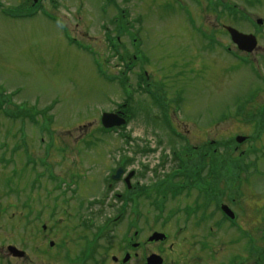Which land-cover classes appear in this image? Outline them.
<instances>
[{"label":"rangeland","instance_id":"1","mask_svg":"<svg viewBox=\"0 0 264 264\" xmlns=\"http://www.w3.org/2000/svg\"><path fill=\"white\" fill-rule=\"evenodd\" d=\"M0 1V100L5 99L4 106L6 114L8 113L6 115L0 110V168L5 165V170L0 169V187L13 186L11 191L6 188V196L13 200V203L19 197L24 199L23 197L32 192L38 193L36 187L32 191L29 188L31 179L32 182L35 181L36 166L38 173L44 174L41 182H52L49 178L51 172L60 176L69 166H82L85 171L90 170V177H86L85 185L92 186L93 182L94 188L101 190L104 181L101 173L106 175L110 168L111 171L117 166L121 157L118 151L128 152L133 151V148L137 151V146L141 149L153 148L155 151L148 156L137 154L134 157L136 167L145 166L148 169L144 182H153L154 176L157 177V173L161 171H167V176L176 166L174 160L170 162L169 159L168 164L159 171L152 170L161 167L164 156L168 159L166 147L170 144V139L164 138L161 146H158L156 139L157 135L162 137L161 131H164L163 136L168 135L160 125L163 117L156 121L157 123L153 121L154 108L151 107V99L138 89L137 83L135 84L137 77L134 78L143 68L151 70L160 67V60L165 55L168 60L163 63V67L167 72L160 75V72L151 71L150 75L155 99L164 102L167 98L171 103L169 126L177 131L175 125H180L181 133L190 131L189 133L198 135V139L203 135L207 142L231 141L236 136L250 137L253 134V128L238 120L235 102L237 99L246 98L252 87L253 90L258 86L264 88V62L258 61L260 64L256 65L251 62L246 67L242 62L244 59L241 60L240 57L226 53L222 58L219 52L209 53L206 54L207 58H215L203 60L204 62L199 64L198 73L192 79L175 77L171 74L169 64L180 54V46L176 45V40L187 19L184 12L172 4L149 0L141 2L142 8L138 5L132 7L133 4L130 7L123 0H118L120 8L121 4L123 8H130L126 14H120L118 10L110 8L109 0H55L56 7L53 4H45L35 13L27 12L17 18L16 8L30 4V0ZM233 1L239 5L241 3L239 0ZM261 1L264 5V0ZM104 2L109 9L103 10ZM251 10L252 13H257L255 8H250V14ZM210 18V21H214L215 15ZM135 25L142 28L138 45L130 38L132 29L129 27ZM108 26L111 31V35H108L110 40L104 32ZM120 27L126 30L120 31L119 34L116 31ZM195 38L196 47H200V35ZM119 42L121 43L117 45ZM114 46L118 48L119 53H116ZM124 50H127V58L137 57L138 67L127 74H124V65L128 63L122 59ZM256 69L260 70L258 72H261L263 81L258 79ZM124 76L129 78V83L134 84V101L125 99L127 79ZM171 83V89L164 92V85L170 88ZM176 90L183 94L179 107L174 104ZM263 98L264 93L260 94L255 102L261 105L264 103ZM120 104L128 105L133 112L136 111L137 116L134 115L126 128H118L110 135H104L100 126L102 114L114 112L119 109ZM23 106L24 113L27 112L31 116L27 117L25 122L12 121L8 116H13L11 112L15 108ZM36 117L39 118L40 125L35 123ZM225 117L229 119L223 120ZM31 118L36 119L33 121ZM121 134L132 136V146L127 147V141ZM198 139H193L195 141L190 143L183 141L180 147H196L206 143ZM255 145L259 153H253L255 150L250 151V146L245 144L241 145L237 154L243 152L246 155V165L256 163L258 172L243 181L242 197V191L239 194V190L229 194L230 198L243 199L249 204L241 205L237 211L251 215L246 219L249 226L247 235L254 239L264 230V209L253 206L264 203V139L257 141ZM225 148L222 146L220 152L225 153ZM77 149H83V164ZM46 150L50 151V157L44 158ZM26 154L34 158L29 160ZM45 159V163L52 168L49 172H44L46 169L41 162L36 165L37 160ZM28 160L31 163L27 167ZM226 174L231 172L227 170ZM21 187L25 190H19ZM23 191L26 193H21ZM47 191L43 189L39 192L45 197ZM93 193V189H89L87 195ZM202 193L204 198L215 200L214 194L206 190ZM196 196L193 192L191 199ZM183 197L187 199L185 195ZM173 206L175 205L170 202L167 210ZM212 210H215V207H212ZM258 218L263 219L259 224L255 221ZM206 225L196 229H205ZM222 234L219 233V237L211 239L215 247H220ZM226 237L227 241L234 240L231 234ZM244 241L246 243V240ZM241 245H236L235 249ZM233 247L234 244L230 247L224 246L229 251H234ZM242 249L243 247H240L236 251Z\"/></svg>","mask_w":264,"mask_h":264},{"label":"flooded vegetation","instance_id":"2","mask_svg":"<svg viewBox=\"0 0 264 264\" xmlns=\"http://www.w3.org/2000/svg\"><path fill=\"white\" fill-rule=\"evenodd\" d=\"M109 1L113 7H118V0ZM143 1L149 0H128L127 4L134 6L135 2L141 4ZM161 1L172 4L186 16L187 21L176 40L180 54L174 62L176 69L180 63L181 72L194 73L200 57L195 36L200 35L201 47L205 49L216 31L219 35L225 32L230 22L231 2ZM258 4L264 8L261 0H244L245 7H256ZM260 14L254 15L252 22H246L239 28L241 33L254 36L258 42L251 55L241 53L247 57L264 56V14ZM212 15L221 27L215 26V20L210 21ZM221 19H226L227 23L224 24ZM143 73L148 79L149 71ZM132 172L123 168L118 182L105 183L113 190L109 200L120 201L110 209L102 207L104 190L86 201L88 190L92 188L82 181L85 176L80 166L56 176L63 183H48L52 189L47 198L19 199L18 203L8 207L6 190L0 188V264H247L252 260L256 264L257 256H247L245 248L229 252L215 247L211 241L226 226L246 236L249 227L247 215L235 213V220H231L222 214L215 224V215L210 208H206V213L159 212L161 209L152 206L145 197L143 178L133 174L128 179ZM208 201L193 200V209H197L196 206L205 207L210 204ZM10 209H15V212L9 213ZM154 209L156 212H153ZM112 220L119 221V224L113 229H105ZM205 222L213 223L205 229H196L206 225Z\"/></svg>","mask_w":264,"mask_h":264},{"label":"water","instance_id":"3","mask_svg":"<svg viewBox=\"0 0 264 264\" xmlns=\"http://www.w3.org/2000/svg\"><path fill=\"white\" fill-rule=\"evenodd\" d=\"M108 117H110V116H106V117L104 118V121H105L106 118L108 119Z\"/></svg>","mask_w":264,"mask_h":264},{"label":"bare ground","instance_id":"4","mask_svg":"<svg viewBox=\"0 0 264 264\" xmlns=\"http://www.w3.org/2000/svg\"><path fill=\"white\" fill-rule=\"evenodd\" d=\"M256 11H259V9H258V8H256Z\"/></svg>","mask_w":264,"mask_h":264}]
</instances>
